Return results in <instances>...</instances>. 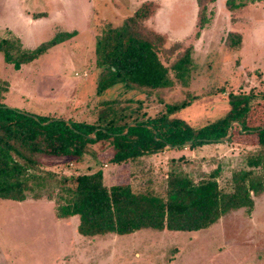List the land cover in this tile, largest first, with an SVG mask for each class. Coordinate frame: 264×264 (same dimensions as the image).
Wrapping results in <instances>:
<instances>
[{"label": "rangeland", "instance_id": "1", "mask_svg": "<svg viewBox=\"0 0 264 264\" xmlns=\"http://www.w3.org/2000/svg\"><path fill=\"white\" fill-rule=\"evenodd\" d=\"M159 4L153 29L163 33L166 47L176 53L162 61L170 66L190 45L192 70L185 82L148 93L117 88L97 95L101 69L95 66V44L108 24L119 26L143 0H0V35L17 37L26 49L59 32L75 37L51 48L39 59L15 70L0 53V84L7 82L3 102L33 114L93 123L103 103L136 109L155 117L166 104L193 99L175 113L194 128L225 117L230 93L251 89L264 96V2L242 10L224 8L226 0L210 6L209 27L199 31L195 0H151ZM240 33L239 50L225 43L228 33ZM170 76L174 78L171 71ZM2 86H4L2 84ZM141 101V105L138 103ZM235 132V131H234ZM233 132V133H234ZM228 139L194 149L165 148L136 162L116 164L109 142L90 145L81 162L46 158V173L89 174L101 170L110 187L131 184L136 192L165 197L170 172H184L195 181L218 170L221 189L231 190V177L244 158L257 150L253 134L235 132ZM254 208L231 211L216 224L197 232L145 229L128 235L84 237L78 218L59 219L55 203L46 198L24 202L0 199V264H264V193Z\"/></svg>", "mask_w": 264, "mask_h": 264}, {"label": "trees", "instance_id": "2", "mask_svg": "<svg viewBox=\"0 0 264 264\" xmlns=\"http://www.w3.org/2000/svg\"><path fill=\"white\" fill-rule=\"evenodd\" d=\"M217 0H197L198 32L210 25ZM260 0H226V9L237 11ZM158 4L144 1L119 26L108 24L95 44V66L101 69L97 95L119 89L148 93L168 89L176 81L185 82L193 66L190 45L170 66L162 59L181 47H166V36L149 21ZM77 32H59L32 49L23 47L17 37L2 38L4 61L20 70L51 48L75 37ZM225 43L234 49L242 43L240 33H228ZM169 57V56H168ZM166 60H169V58ZM174 73V78L170 72ZM2 84L4 86H2ZM0 84V199L24 202L46 198L55 203L59 219L78 218L77 231L84 237L108 234L128 235L153 229L197 232L216 224L231 211L254 208V197L264 193V96L251 89L230 93L228 114L210 124L194 128L173 115L193 99L166 104L155 117L136 109L117 107L116 100L103 103L93 123L33 114L4 104L8 84ZM141 105V101H138ZM248 132L257 140V150L244 158L241 169L231 177V190L221 189L218 170L195 181L184 172H170L165 197L154 192H136L131 184L106 186L101 170L89 174L46 173L40 170L46 158H73L81 162L90 145L109 142L113 162H136L165 148L194 149L228 139L235 132ZM234 132V133H233Z\"/></svg>", "mask_w": 264, "mask_h": 264}, {"label": "crops", "instance_id": "3", "mask_svg": "<svg viewBox=\"0 0 264 264\" xmlns=\"http://www.w3.org/2000/svg\"><path fill=\"white\" fill-rule=\"evenodd\" d=\"M144 1H151V0H143V2ZM196 1V5H197V18H198V4H197V0H195ZM143 2H141V3H143ZM220 2H221V0H220ZM264 2V0H260V1H257V2H255V3H250V4H248L246 7H248V6H250V5H255V4H258V3H263ZM226 3V2H225ZM225 3H224V8L226 9V6H225ZM141 5V4H140ZM216 6L217 7V1H216V3L215 4H213L212 6ZM246 7H244V8H246ZM244 8H242V9H244ZM242 9H239V10H242ZM158 10H159V4H158ZM158 10H157V12H158ZM238 11V10H237ZM157 14V13H156ZM156 16V15H155ZM155 16L149 21V24H150V26L151 27H153V20H154V18H155ZM209 26H207L205 29H207ZM205 29H203V30H205ZM243 43H244V41H242V43H241V45L238 47V49L237 50H239L240 48H241V46L243 45Z\"/></svg>", "mask_w": 264, "mask_h": 264}, {"label": "water", "instance_id": "4", "mask_svg": "<svg viewBox=\"0 0 264 264\" xmlns=\"http://www.w3.org/2000/svg\"><path fill=\"white\" fill-rule=\"evenodd\" d=\"M227 139V138H226ZM223 140H225V139H223ZM187 145V144H186Z\"/></svg>", "mask_w": 264, "mask_h": 264}]
</instances>
